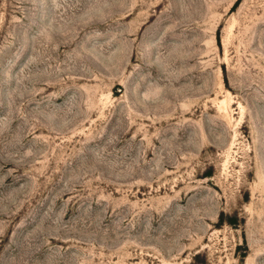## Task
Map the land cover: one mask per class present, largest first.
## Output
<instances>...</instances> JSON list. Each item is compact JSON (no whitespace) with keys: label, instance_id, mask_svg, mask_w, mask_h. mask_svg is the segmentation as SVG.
I'll list each match as a JSON object with an SVG mask.
<instances>
[{"label":"rangeland","instance_id":"rangeland-1","mask_svg":"<svg viewBox=\"0 0 264 264\" xmlns=\"http://www.w3.org/2000/svg\"><path fill=\"white\" fill-rule=\"evenodd\" d=\"M0 264H264V0H0Z\"/></svg>","mask_w":264,"mask_h":264}]
</instances>
